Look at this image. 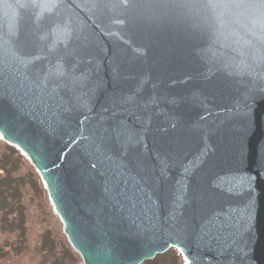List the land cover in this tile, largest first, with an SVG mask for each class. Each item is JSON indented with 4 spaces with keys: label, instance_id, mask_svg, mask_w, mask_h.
I'll list each match as a JSON object with an SVG mask.
<instances>
[{
    "label": "water",
    "instance_id": "water-1",
    "mask_svg": "<svg viewBox=\"0 0 264 264\" xmlns=\"http://www.w3.org/2000/svg\"><path fill=\"white\" fill-rule=\"evenodd\" d=\"M0 139L82 264H264V0H0Z\"/></svg>",
    "mask_w": 264,
    "mask_h": 264
},
{
    "label": "trees",
    "instance_id": "trees-1",
    "mask_svg": "<svg viewBox=\"0 0 264 264\" xmlns=\"http://www.w3.org/2000/svg\"><path fill=\"white\" fill-rule=\"evenodd\" d=\"M0 264H81L35 169L0 139ZM143 264H184L175 249Z\"/></svg>",
    "mask_w": 264,
    "mask_h": 264
},
{
    "label": "rangeland",
    "instance_id": "rangeland-1",
    "mask_svg": "<svg viewBox=\"0 0 264 264\" xmlns=\"http://www.w3.org/2000/svg\"><path fill=\"white\" fill-rule=\"evenodd\" d=\"M6 144V143H5ZM27 160V159H26ZM30 166H32V165H30ZM35 169V168H34ZM35 171H36V169H35ZM37 173V172H36ZM37 175H38V173H37ZM39 176V175H38ZM40 179V178H39ZM47 191V190H46ZM47 195H48V193H47ZM48 201H49V199H48ZM49 203H50V201H49ZM50 206H51V209H52V212H53V208H52V205H51V203H50ZM55 214V213H54ZM55 216H57V215H55ZM57 218H58V216H57ZM58 220H59V218H58ZM59 222H60V220H59ZM61 223V222H60ZM62 224V223H61ZM62 232H63V225H62ZM65 235V234H64ZM66 237V236H65ZM67 239V238H66ZM67 243H68V241H67ZM69 244V243H68ZM72 248V247H71ZM74 251V250H73ZM80 257V256H79ZM80 259H81V257H80ZM81 264H82V259H81Z\"/></svg>",
    "mask_w": 264,
    "mask_h": 264
}]
</instances>
